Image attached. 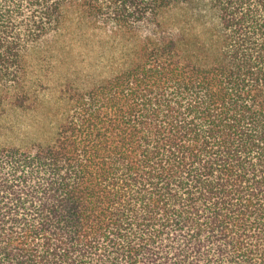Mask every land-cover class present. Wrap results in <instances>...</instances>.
<instances>
[{
	"label": "trees",
	"instance_id": "obj_1",
	"mask_svg": "<svg viewBox=\"0 0 264 264\" xmlns=\"http://www.w3.org/2000/svg\"><path fill=\"white\" fill-rule=\"evenodd\" d=\"M0 109V264H264V0H0Z\"/></svg>",
	"mask_w": 264,
	"mask_h": 264
},
{
	"label": "rangeland",
	"instance_id": "obj_2",
	"mask_svg": "<svg viewBox=\"0 0 264 264\" xmlns=\"http://www.w3.org/2000/svg\"><path fill=\"white\" fill-rule=\"evenodd\" d=\"M35 66L33 77L39 79L35 86L34 113H30L25 121L30 126L40 117L45 115V111L54 106L59 100L58 90L62 86V39L54 44L47 43L42 46V50L37 55L29 57V62ZM5 115L0 109V141L13 142L4 135L3 128L6 127ZM12 138V137H11ZM15 138V137H14Z\"/></svg>",
	"mask_w": 264,
	"mask_h": 264
}]
</instances>
